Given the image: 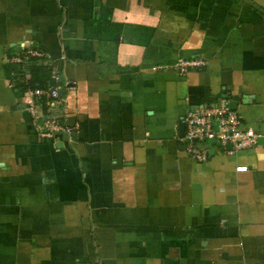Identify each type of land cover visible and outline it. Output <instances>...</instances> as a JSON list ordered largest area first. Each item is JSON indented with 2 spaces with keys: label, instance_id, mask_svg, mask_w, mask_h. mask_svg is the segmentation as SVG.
Returning <instances> with one entry per match:
<instances>
[{
  "label": "crops",
  "instance_id": "1",
  "mask_svg": "<svg viewBox=\"0 0 264 264\" xmlns=\"http://www.w3.org/2000/svg\"><path fill=\"white\" fill-rule=\"evenodd\" d=\"M54 72L70 141L21 99ZM225 95L258 140L194 161ZM0 264H264V0H0Z\"/></svg>",
  "mask_w": 264,
  "mask_h": 264
},
{
  "label": "built area",
  "instance_id": "2",
  "mask_svg": "<svg viewBox=\"0 0 264 264\" xmlns=\"http://www.w3.org/2000/svg\"><path fill=\"white\" fill-rule=\"evenodd\" d=\"M26 55L40 56L32 51ZM25 57V56H23ZM11 62L21 64V56L12 57ZM205 65L200 58H180L173 65L178 74L201 68ZM162 69V67H154ZM52 84L46 88H28L22 93V103L33 119L36 133L41 139H53L65 136L68 141L79 131V124L69 125L64 117L66 96L75 89L74 83L66 81L59 72L51 76ZM226 96V95H225ZM218 97L212 102L188 110L181 119L184 132L181 141L185 143V152L194 161L204 162L209 157V149L214 153H231L230 151L249 149L258 140V135L243 124L242 116L229 107V99ZM230 146V150L227 147ZM244 172L247 167H238Z\"/></svg>",
  "mask_w": 264,
  "mask_h": 264
},
{
  "label": "water",
  "instance_id": "3",
  "mask_svg": "<svg viewBox=\"0 0 264 264\" xmlns=\"http://www.w3.org/2000/svg\"><path fill=\"white\" fill-rule=\"evenodd\" d=\"M226 98L229 99V107L233 110H236L237 108V102H238V98L237 97H233V96H225ZM178 131H179V137L182 138L183 137V132H184V125L183 123H179L178 125ZM228 150H230V146L227 147ZM209 156L214 154V150L211 148L208 151Z\"/></svg>",
  "mask_w": 264,
  "mask_h": 264
},
{
  "label": "trees",
  "instance_id": "4",
  "mask_svg": "<svg viewBox=\"0 0 264 264\" xmlns=\"http://www.w3.org/2000/svg\"><path fill=\"white\" fill-rule=\"evenodd\" d=\"M37 87H39V86H37ZM37 87H35V88H37ZM40 88V87H39Z\"/></svg>",
  "mask_w": 264,
  "mask_h": 264
}]
</instances>
